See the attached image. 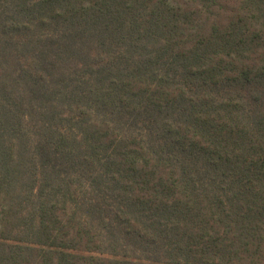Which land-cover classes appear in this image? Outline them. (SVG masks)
Instances as JSON below:
<instances>
[{"label": "trees", "instance_id": "1", "mask_svg": "<svg viewBox=\"0 0 264 264\" xmlns=\"http://www.w3.org/2000/svg\"><path fill=\"white\" fill-rule=\"evenodd\" d=\"M0 264H264V0H0Z\"/></svg>", "mask_w": 264, "mask_h": 264}]
</instances>
